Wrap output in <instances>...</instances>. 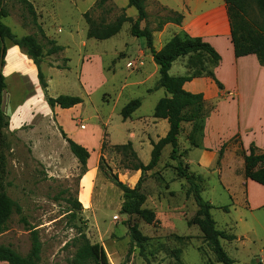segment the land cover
Instances as JSON below:
<instances>
[{
    "label": "rangeland",
    "instance_id": "rangeland-1",
    "mask_svg": "<svg viewBox=\"0 0 264 264\" xmlns=\"http://www.w3.org/2000/svg\"><path fill=\"white\" fill-rule=\"evenodd\" d=\"M158 1L160 4L146 1L148 18L140 25L154 32V47L174 36L168 33L160 37L157 33L165 26L160 28L161 20L172 12L168 8L177 3L176 0ZM30 2L36 15L17 1H6L9 16L2 21L18 37L36 36L44 45L45 53L55 46L52 41L67 47L53 55L52 63L46 62L68 69L64 75L52 74L51 96L77 95L84 99L78 111L83 112L81 120L88 125L90 145L94 147L92 163L97 157V146H102L106 136L105 162L121 182L134 188L138 183L133 178L134 171L126 169L128 163L112 146L123 143L125 135L117 122V112L138 99L143 103L139 114L151 115L153 104L165 96V91L148 96L145 88L139 87L138 83L143 80L142 52L147 44L145 39L133 36L130 22L116 36L100 41L88 37L85 14L89 13L98 23L109 24L123 15L136 20L137 10L128 6L129 0H108L101 6L97 5L98 0ZM91 57L90 84L85 87L80 76L82 60ZM182 60L171 75L178 76ZM11 67L14 63L9 59ZM6 83L10 98L13 94L18 97L20 93L15 92L19 81L12 77ZM12 106V101H6L4 111L10 112ZM70 119L69 114H62L66 125L75 122ZM39 123L32 135L5 130L0 134V192L22 208L20 214L11 216L7 230L0 236V245L10 246L26 256L31 250L28 229L35 228L43 244L41 264H73L76 259L78 264H95L91 254L84 255L94 244L104 248L110 264H222L216 263L200 229L188 224L198 208L193 197L187 195L189 184L176 169L181 162L179 155L176 161L171 159V147L165 148L158 167L147 173L142 185V193L147 197L144 207L153 210L158 220L157 224L149 225L137 216L121 214L123 191L100 170L93 182L91 174L83 178L82 166L52 120ZM25 131L30 132L29 128ZM187 133L188 129L182 135L183 140ZM143 155L141 162L148 164L151 155ZM184 171L190 173L186 168ZM204 179L200 183L201 196L214 206L211 215L217 229L235 236L233 241L221 239L225 251L236 264H264V209L251 214L245 205V190L238 191L236 196V192H228L217 173H207ZM87 190L93 197V206L89 208L83 205L88 204ZM69 198L78 199L82 209L73 208L67 201ZM130 225H137L148 238L143 248L132 243Z\"/></svg>",
    "mask_w": 264,
    "mask_h": 264
},
{
    "label": "crops",
    "instance_id": "crops-1",
    "mask_svg": "<svg viewBox=\"0 0 264 264\" xmlns=\"http://www.w3.org/2000/svg\"><path fill=\"white\" fill-rule=\"evenodd\" d=\"M146 1L159 3L158 0ZM176 1V6L168 9L183 16L181 25L168 23L157 34H160V37L163 35L165 37L168 33L176 35L179 32H186L192 37H201L210 43L221 56V61L214 69V73L223 85V88H220L215 80L208 76L195 78L185 83L184 89L187 92L203 95L209 116L205 120L203 135L198 141L199 147H193L188 140L192 125L190 123L183 124L184 130L179 136V160L183 162L184 167L191 174L203 179L207 173H217L222 186L230 193L236 192L234 193L235 196L238 191L245 190V205L251 214L263 210L264 187L246 177L245 156L250 154L252 147L256 148L257 153H264V66L261 65L256 55L236 58L225 0ZM168 41L165 43L160 41L161 44L159 47L158 45L155 46V49L160 51ZM55 46H61L67 50L63 44L55 43ZM142 53L144 65L141 67L140 73L143 75V80L138 85L139 87L143 86L146 94L150 96L164 89H155L159 80V66L155 63L152 54L147 48ZM53 55H45L41 63L43 64L41 65L42 70L48 78L50 96L52 74L64 75L68 72L67 68L49 65L52 63ZM49 56H51V60L46 59ZM190 58V55L179 58L173 63L171 71L178 61L183 59L182 67L177 71V74L178 76L189 74ZM9 59L14 63V67L10 69ZM5 62L6 65L2 73L6 77V82L14 77L21 86L18 85L15 92L20 93L18 97L13 94L10 98L8 90L3 94V110L6 101L7 103L13 102L10 112L4 111L10 117L9 131L19 135H32L41 125L40 121L49 123L52 120L59 131L60 128L63 130L67 138L87 148L89 152L91 151L87 162V172L83 178L91 174L93 182L99 175L98 161L101 144L96 148L97 157L92 163L94 147L90 145V135L87 133L88 125L84 123L83 119L81 120L83 112L78 111L83 103L70 109L60 107L52 109L48 105L40 85L37 66L18 46L9 47ZM92 62V57L82 60L80 76L85 87L89 83ZM166 95L165 91L164 97ZM159 101L153 104L151 115L139 114L143 107L142 101L141 106L127 119L123 118L122 110L118 111L117 122L121 126L120 129L125 131V135L121 141L123 143H115L114 145L131 142L141 161H143V154L151 155L153 143H158L170 130L168 120L154 117L155 108ZM63 113L69 114L70 118L75 119V122L70 119L72 124L66 125L62 120ZM37 121L38 124H36ZM105 127L107 126L105 125ZM26 128H29L30 132L27 133ZM187 129L186 140H183L182 135ZM84 133L87 135L84 136ZM63 139L66 140L64 137ZM223 148L224 153L220 159ZM140 177L141 171H134L133 178L139 181ZM81 195L82 192L80 198ZM83 205L86 208L93 206V197L90 195L88 204L83 203ZM4 232L0 226V236ZM0 264H8V262L0 258Z\"/></svg>",
    "mask_w": 264,
    "mask_h": 264
},
{
    "label": "trees",
    "instance_id": "trees-1",
    "mask_svg": "<svg viewBox=\"0 0 264 264\" xmlns=\"http://www.w3.org/2000/svg\"><path fill=\"white\" fill-rule=\"evenodd\" d=\"M3 0H0V7ZM8 0H5V2ZM17 1L29 9L31 14L36 15L34 6L30 0H12ZM108 0H98L97 5L101 6ZM231 29V40L234 46L236 58L256 55L264 66V0H225ZM146 0H129V7H133L138 12L136 20L123 15L113 23H98L93 20L89 13L85 14L86 22L89 26L88 37L100 41L108 40L116 36L126 22L132 24V34L134 37L146 40L147 48L150 50L155 63L159 66V80L155 89L163 88L167 95L162 98L156 108L154 117L157 119H166L169 122L170 130L168 134L158 143H153L151 161L148 165L141 162L138 154L133 148V144L128 142L123 145L113 146V149L122 155L123 160L128 164L126 169L131 171H141V177L134 188H131L120 181L119 176L113 172L111 167L105 162L103 156L108 143L105 139L102 142L98 169L104 176L123 191L124 202L121 208V214L128 216H137L149 225L157 224L156 213L145 208L147 197L142 193V185L148 172L158 167L163 151L166 147H171V159L176 161L179 155V136L183 132V124L190 123L192 131L188 135V140L193 147H199L198 141L201 139L205 127V120L209 116V110L205 106V100L202 94H193L184 89L186 82L195 78L208 76L218 84L220 88L223 85L215 76L214 69L219 65L221 56L215 48L201 37H192L186 32H179L169 40L164 47L157 51L154 47V32L150 29H142L141 22L148 18ZM9 16V12L4 6L0 12V64L6 65L5 58L7 51L11 46H18L38 68V78L40 85L45 93L48 105L54 109H70L83 103V99L78 96L60 95L56 98L48 93V81L44 74L41 63L45 55L57 54L64 50L61 46H54L45 54V47L34 35L23 37L16 36L12 29L7 26L2 19ZM183 16L176 12H171L161 20L160 28L168 23L181 25ZM159 28V29H160ZM159 31V30H158ZM9 43V44H8ZM55 45V42H51ZM5 45L2 49V45ZM3 50V51H2ZM3 54V60L1 57ZM191 56L188 64L190 72L186 76H173L170 74L173 63L181 57ZM7 90L6 77L0 73V134L1 131H9L10 117L3 110V94ZM141 101L136 99L131 101L122 109L124 119L129 118L139 107ZM63 137L66 139L69 149L78 160L83 169V175L87 172V162L90 158V152L87 148L67 138L66 134L60 128ZM224 153V148L220 153V159ZM183 167V168H182ZM184 164L181 161L176 169L179 176L185 178L189 184L187 195L192 196L196 205L197 212L188 222L189 226H197L204 242L214 255L216 263L236 264L221 245V239L233 241L235 236L217 229L216 222L211 215L214 206L205 201L201 196V177L195 176L184 171ZM187 169V168H186ZM188 170V169H187ZM246 177L264 187V153H257L256 148L252 147L250 154L245 156ZM68 203L78 210L82 209V204L78 199L69 198ZM224 210L227 211L225 207ZM22 208L17 202L12 200L6 194L0 192V226L4 231L7 230L8 222L14 213L20 214ZM75 217V213L71 214ZM31 237V250L26 256H23L10 246L0 245V258L8 264H41V255L43 244L39 233L35 228L28 229ZM129 233L132 243L143 248L148 240L139 230L137 225L129 226ZM91 254L95 264H110L104 248L100 244H94L90 250H85L84 255ZM73 264H78L77 259Z\"/></svg>",
    "mask_w": 264,
    "mask_h": 264
},
{
    "label": "water",
    "instance_id": "water-1",
    "mask_svg": "<svg viewBox=\"0 0 264 264\" xmlns=\"http://www.w3.org/2000/svg\"><path fill=\"white\" fill-rule=\"evenodd\" d=\"M5 0H3L2 1V4H1V7H0V12H1V10L4 8V6H5ZM4 47H5V45L3 44L2 45V49H4ZM3 51V50H2ZM3 60V54H2V57H1V61ZM3 65L2 64H0V73H2L3 72Z\"/></svg>",
    "mask_w": 264,
    "mask_h": 264
},
{
    "label": "bare ground",
    "instance_id": "bare-ground-1",
    "mask_svg": "<svg viewBox=\"0 0 264 264\" xmlns=\"http://www.w3.org/2000/svg\"><path fill=\"white\" fill-rule=\"evenodd\" d=\"M89 195H90V191L87 190V191H86V194H85V198H86V199H89Z\"/></svg>",
    "mask_w": 264,
    "mask_h": 264
}]
</instances>
